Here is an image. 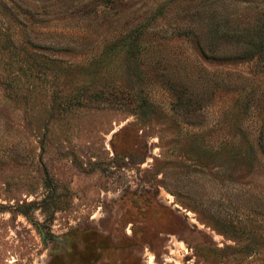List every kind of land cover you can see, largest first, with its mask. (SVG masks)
I'll return each mask as SVG.
<instances>
[{
    "label": "rangeland",
    "instance_id": "rangeland-1",
    "mask_svg": "<svg viewBox=\"0 0 264 264\" xmlns=\"http://www.w3.org/2000/svg\"><path fill=\"white\" fill-rule=\"evenodd\" d=\"M210 15L264 0H0V264H264V75Z\"/></svg>",
    "mask_w": 264,
    "mask_h": 264
},
{
    "label": "trees",
    "instance_id": "trees-1",
    "mask_svg": "<svg viewBox=\"0 0 264 264\" xmlns=\"http://www.w3.org/2000/svg\"><path fill=\"white\" fill-rule=\"evenodd\" d=\"M209 20L210 29L206 33L209 40L204 44L199 42L200 49L206 54L209 52L212 57L220 60L253 61L264 75V26L251 31L250 29L233 27L229 18L216 20L215 15H210ZM142 34L143 28L134 29L126 34L119 44L113 45L107 54H111L115 49L124 50V46L128 44L127 40L138 43ZM132 42L130 45H132ZM115 53L118 52L115 51ZM106 57L107 56L102 57L97 64H92L88 70L93 74L99 71L103 67L102 60ZM87 89H85L87 92L84 95H87L86 101L89 103L107 104L111 103L113 100L111 97L113 95H107V93L111 92L92 89L91 84ZM247 105L248 104H246L245 107ZM240 121V119L234 120L235 125Z\"/></svg>",
    "mask_w": 264,
    "mask_h": 264
}]
</instances>
